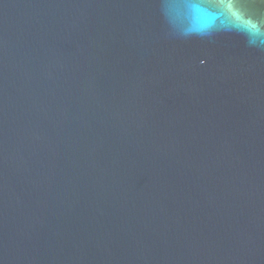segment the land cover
Masks as SVG:
<instances>
[{
    "label": "water",
    "instance_id": "1",
    "mask_svg": "<svg viewBox=\"0 0 264 264\" xmlns=\"http://www.w3.org/2000/svg\"><path fill=\"white\" fill-rule=\"evenodd\" d=\"M0 264H264V0H0Z\"/></svg>",
    "mask_w": 264,
    "mask_h": 264
}]
</instances>
